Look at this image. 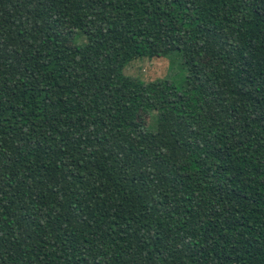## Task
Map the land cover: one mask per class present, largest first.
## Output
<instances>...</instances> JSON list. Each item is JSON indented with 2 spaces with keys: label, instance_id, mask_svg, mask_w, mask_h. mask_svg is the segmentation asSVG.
Returning <instances> with one entry per match:
<instances>
[{
  "label": "trees",
  "instance_id": "obj_1",
  "mask_svg": "<svg viewBox=\"0 0 264 264\" xmlns=\"http://www.w3.org/2000/svg\"><path fill=\"white\" fill-rule=\"evenodd\" d=\"M0 264H264V0H0Z\"/></svg>",
  "mask_w": 264,
  "mask_h": 264
},
{
  "label": "rangeland",
  "instance_id": "obj_2",
  "mask_svg": "<svg viewBox=\"0 0 264 264\" xmlns=\"http://www.w3.org/2000/svg\"><path fill=\"white\" fill-rule=\"evenodd\" d=\"M124 74L146 83L161 80L169 81L180 91L183 90L188 75L177 58L174 62L170 58L135 60L125 68ZM140 120L146 126L153 123V117L149 114L141 116Z\"/></svg>",
  "mask_w": 264,
  "mask_h": 264
}]
</instances>
